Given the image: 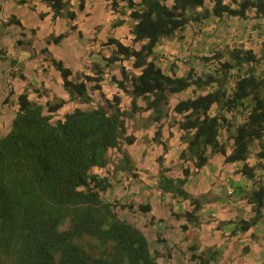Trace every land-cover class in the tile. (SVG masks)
<instances>
[{
    "label": "trees",
    "instance_id": "trees-1",
    "mask_svg": "<svg viewBox=\"0 0 264 264\" xmlns=\"http://www.w3.org/2000/svg\"><path fill=\"white\" fill-rule=\"evenodd\" d=\"M40 1L50 8L54 19L63 13L69 22L76 19L69 0ZM210 1L207 9L205 0H173L170 6L166 0H111L110 9L121 17L111 27L124 24V18L133 23L132 46L113 37L101 44L110 49L109 57L102 58L106 67L129 61L137 72L127 73L121 67L119 80L93 65L94 76L82 75L81 81L73 82L69 80L71 71L61 61L51 57L46 48L41 51L60 74L68 102L93 105L90 95L103 96L100 83L106 77L128 97L129 108L122 109V98L115 94L104 100L105 106L96 103L57 117L64 101L38 104L29 101L27 92L17 96V111L8 132L0 138V264H159L145 234L121 220L112 205L102 200L111 185L93 169L108 166V153H120L121 140L127 145L134 143L133 136H126L125 120L138 112L149 114L147 121L156 126L152 140L167 150L161 141L165 108L172 96L188 90L191 96L172 107L174 121L170 125L181 132L179 140L185 145L179 159L191 162L199 171L211 155L219 154L226 164H240L238 172L252 182L244 198L253 215L230 222L235 226L229 236L248 232L264 218V181L258 175L264 171V69L260 68L264 46L261 56L251 48L237 47L226 60L214 53L211 59H203L213 60L212 68L199 74L190 69L181 77L173 71L170 75L164 72L154 56L163 39L191 24L201 25L211 18L264 19V0ZM82 8L80 1L78 9ZM10 22L19 25L14 19ZM252 28L258 30L260 25ZM70 29L75 26L70 25ZM63 38L52 36L46 43L58 44ZM224 134V141H232L230 152ZM253 147L257 148L253 153L257 162L249 165ZM123 159L129 161L124 154ZM162 161L158 157L156 188L161 194L189 201L192 210L183 216L199 226L196 214L207 202L206 195L194 197L186 192L184 186L192 175L189 167H182L181 177L174 178L167 175L170 170ZM137 209L144 214L151 212L149 204L137 205ZM189 251L196 264H213L220 255L213 248L198 253L197 245Z\"/></svg>",
    "mask_w": 264,
    "mask_h": 264
},
{
    "label": "crops",
    "instance_id": "crops-1",
    "mask_svg": "<svg viewBox=\"0 0 264 264\" xmlns=\"http://www.w3.org/2000/svg\"><path fill=\"white\" fill-rule=\"evenodd\" d=\"M21 1H24V3H20ZM80 1H83V8L81 10L78 9ZM240 1L242 0H237V2ZM69 3L76 13V19L73 22H69L64 13L62 16L54 19L50 8L40 0H0V50L4 53L3 56H0V138L9 130L11 121L17 111V96L20 94L27 92L29 101L38 104H44L41 101L42 99L44 102H50L55 98H60V100L64 101L63 107L68 103V95L62 87L60 74L45 60L46 56L41 54L44 48L47 49L51 57L61 61L64 66L71 71L72 75L69 77V80L76 82L81 81L82 75L94 76L90 70L89 64L103 68L105 72L107 71V67H105L106 63L102 61V57H99L98 53L102 49L101 44L105 43L109 37L119 40L123 45L132 46V35L130 30L133 23L128 18H124V24L112 28L111 22L121 17L110 9V0H69ZM166 3L170 6L173 0H166ZM211 5L212 2L210 0H205V8L209 9ZM197 11H201V9H197ZM40 15H43V17H40ZM11 19L18 21L19 25L12 24V22H10ZM210 20L211 22L203 21L201 25L191 24L190 26L193 28L188 26L184 31L180 32L184 37L178 36L179 44L188 42L187 32L197 27L200 32L194 33L193 43L195 47L199 46L204 39H206L204 30L212 26L214 22L218 23L220 27H227L228 30H231L229 29L230 25L232 28L235 24L233 30H237L231 33L230 36L232 40H235V36L244 38V34L247 33L248 35H252L253 44L258 43L256 45L259 47L264 46V29H261V27L264 28V26L262 25L258 30H248V26L246 28L247 30H245L244 25H242L241 29H238V27L241 22L242 24L247 22L240 21L237 18H211ZM262 21L264 24V19H262ZM237 23H239V26ZM208 24L209 26H207ZM70 25L75 26V29L71 30ZM240 31H242L243 34H241ZM59 35H64V38L58 44L46 43L51 36L57 37ZM164 40L165 39L155 47V57H157L158 54H162V51L168 47V42ZM161 43H166V46H160ZM179 44L177 43V45ZM246 45L251 47V43ZM133 46L135 49L139 48V45ZM15 64L18 66L17 73L8 75V68ZM118 64H122L121 67H124L127 73L132 70L129 61ZM157 65L167 74L170 75L173 71L174 74L179 77L185 76L190 70L189 67L186 68V71L181 68L182 70L180 69V71L182 73H179L176 69H170L166 66L162 67L158 62ZM132 73L137 72L133 70ZM109 74L110 76H115L118 80L120 79V75L118 77V75L114 74L112 71ZM105 78L106 77H104V79ZM91 85L92 84H89V86ZM118 94H120V92L117 89V95ZM121 95L122 93L120 96ZM140 106L142 105L140 104ZM154 125L155 124H153V126ZM165 128L167 129L166 134H164ZM172 129L173 128H170L168 132V125L163 124V121L161 122V141L165 143L166 140H169L167 144L168 150L164 154L162 146L155 145V152L157 154L154 153L156 155L153 156L152 159L155 161L156 157L164 154V165L173 170L168 173V176L174 178L181 177L182 167H189L192 175L188 178L184 188L190 195L194 197L208 194L210 196L212 194L214 195L209 201L206 199L207 202L202 205L201 209L196 214L200 223L197 227L199 234L198 239L201 245L200 250L203 247L220 248L219 251H221L223 259L229 257L231 245L233 246L235 241L238 240L242 234L254 232L257 230L258 226H264V218H262V220H260L256 226L248 230V232L237 233L236 236L232 237L229 236L235 226L234 224H230V222L235 223L241 219L248 220L252 216L251 207L246 203L244 198L245 194L251 190L250 181L242 177L238 170L234 173V169H230L229 167V165L234 166L238 164L224 163V158L219 154L211 155L207 164L199 171H195L192 163L189 161L183 164L178 158L181 151L185 149V145L179 140V134H181V132H179L177 128L176 131ZM169 133L174 134V137L169 138ZM224 139L225 137L223 141ZM228 141L232 145V141ZM111 152L117 151L110 150L109 153ZM121 152L123 153L124 151L122 150ZM122 153L121 155L118 154L120 157V164L116 171H112L110 164H108L105 169L94 168L93 173L101 177H107L108 182L112 186V188H109L107 191L113 190L114 194H119L123 202L128 203L130 200H134L135 203L148 202L151 207V212L142 215L148 220L154 217L153 224H156L158 220L163 221L157 223L161 226L163 239L167 244L173 245L174 241L169 238L171 234L168 229L171 228L172 231H174V224H179L176 221H181L183 219L186 221L183 215L186 212H191L192 206L189 201L179 200L174 198L171 194L160 193L156 188V176L158 174L157 163L147 168L143 165L141 158L135 159L133 157L128 159V162H125ZM211 160L214 161V164L209 166ZM131 163L134 164L136 169L138 168L137 170H143L137 172L138 176L136 181H131L130 177H125L126 173L131 172V168L129 167ZM126 168L128 169L127 171L125 170ZM149 173L153 177V185L149 184ZM171 173L174 174L171 175ZM112 177L118 179L117 185L112 180ZM133 177L136 179V175ZM127 184H130L131 190L128 189L129 187H127ZM118 187L121 188L118 189ZM236 199L237 201H235ZM241 209L244 210L242 215L239 214ZM185 221H183L182 224H184ZM219 223L224 224L218 229L217 225ZM187 226L189 227V225ZM255 236L260 237L261 235L259 236L256 234ZM260 240L261 239L258 241ZM170 256V261L175 259L174 254ZM261 256H264V249L258 253V257L260 258ZM189 262L190 264H196L194 261ZM168 264L173 263L169 262Z\"/></svg>",
    "mask_w": 264,
    "mask_h": 264
},
{
    "label": "rangeland",
    "instance_id": "rangeland-1",
    "mask_svg": "<svg viewBox=\"0 0 264 264\" xmlns=\"http://www.w3.org/2000/svg\"><path fill=\"white\" fill-rule=\"evenodd\" d=\"M110 2H111V0H110ZM250 17H252V15H250ZM207 22H211V20L209 19V21H207ZM111 23H113V22H111ZM216 24H217V26H216ZM258 24L260 26L261 25L264 26L262 19L247 22L245 24H242V22H241L240 26H239V23H237V25L239 26L238 29H241L242 25H244L245 30H247V29L248 30L249 29L254 30V28H252V27L255 25H258ZM207 26H209V24ZM247 26L249 28H247ZM233 27H235V24L232 26V28L230 25L229 29H231V30H228L227 27H220L218 23L213 22L212 26H210L208 29L204 30L205 31L204 35L206 36V39H204V41L199 46H196V47L194 46V43H193V41H194L193 37L195 36L194 33L200 32V30H198L197 27L192 29L190 32L189 31L187 32L188 33V37H187L188 42H186V43L184 42V43L179 44L180 43L179 37L180 36L184 37V36L182 33L181 34L177 33L172 38L164 40V41L168 42V47H166V49H164L162 51V54H158V56L156 57L158 59V64H160L162 67L166 66V67H169L170 69H176L179 71V73H182L180 71L181 68L186 71L187 67H189L190 69H194L197 73H200L202 71H206L208 69V67L212 68L213 64H214L213 60H210L209 62H205V61H203V59H205V58L211 59L213 57L214 53H220L222 55V60L229 59L230 53L235 47L242 48L244 50L251 48L254 50L255 54L261 56L262 47H259L258 45H256L258 43L253 44L252 35H248L247 33H245L244 38H242V37L238 38L235 36V40L234 39L232 40L230 35L233 31L237 30V29L233 30L234 29ZM190 28H193V27L190 26ZM261 29L263 30L264 28L261 27ZM228 31H230V32H228ZM240 32H241V34H243L242 31H240ZM177 43L179 45H177ZM249 43H251V47H248L249 45H246ZM165 44L161 43L160 46L165 47L166 46ZM109 55H110V50H109V48H105V47H102L101 51L98 53V56L102 57V58H107V57H109ZM102 61H104V60L102 59ZM121 65L122 64L116 63V64H112V65L107 66V68H106L108 71V72L106 71L107 74L110 76L109 73L112 71L114 74H117L119 77ZM127 66H128V64H127ZM260 66H261L260 67L261 69H264V58L261 61ZM89 67H90L91 72L94 73V70L92 68L93 65L89 64ZM105 67H106V64H105ZM132 71H133V69L130 70V73H132ZM103 80L104 81L100 83L101 89H103V91H102L103 96L101 98L95 97L94 95H96V94L90 95L91 91H90V89H88V93L94 101L93 105L92 104H80L77 101H74L73 103L68 102L65 104V107H63L61 110H59V112L56 114V116L60 117V116L64 115L67 112H70L71 110H73L75 108L88 109V108L95 106L96 103H100L102 106H105L104 100L105 99L110 100L113 95L117 94V87L115 86V84L110 82V78H105ZM87 87H90L89 84H87ZM120 94H121V92H120ZM189 96H191V90H188L185 93H182L179 95H174L170 98L169 104L165 108V112L167 113V117H165L162 120L163 124L168 125V132H169L170 128H173L172 129L173 131H176V128H177L176 126L170 125L174 121V115L172 113L173 105L179 100L187 99ZM121 98H122L121 108L122 109H128L129 108L128 107L129 106L128 97H126L125 95L122 94ZM41 101H42V103H45L43 99ZM59 101H63V100H60V98L59 99L55 98L54 100H52L50 102L55 103V102H59ZM140 104L143 105L142 102H139L138 105L140 106ZM148 115H149L148 113L138 112V113L134 114V116L131 119L125 120L126 136H133L134 143L131 145H127L124 142V140H121V149L124 151L123 154L128 159H131L133 157L135 159L141 158L143 165L146 166L147 168H150V166L154 165V163H157V165H158V162H157L158 157L155 158L156 162L152 159V157L157 154L155 152V149H156L155 145H159V144L154 143L152 140L153 136H154V132L156 130V127H155V125L153 126V124L151 122L147 121ZM166 133H167V129L165 128L164 134H166ZM169 134H170L169 138L174 137V134H171V133H169ZM179 135H181V134H179ZM223 137H226V134H224ZM179 138H180V136H179ZM168 142H169V140H166V142H165V144L167 146V150H168V145H167ZM224 144L226 146L227 152L230 151L231 146H232L231 143L228 140H225ZM256 149H257L256 147H253V149H252V154H251L250 159L248 161L249 165H255L257 162V161H255V158L253 155V153H254V151H256ZM167 150H165V151L163 150V153L165 154L167 152ZM154 153H156V154H154ZM118 154H120V153L119 152L118 153L117 152H111L107 156L108 164H110L112 171L113 170L116 171L117 167L120 164V157L118 156ZM163 155H161L159 157L163 158ZM162 163H163V166L166 167L164 165V159H163ZM213 164H214V161L211 160L209 162V166L213 165ZM129 167L131 168V172L126 173L125 177H130L131 181L132 180L136 181L137 176H138L137 172L143 171V170L142 169L137 170L138 168L136 169V167L134 166L133 163H131V165L129 164ZM229 167H230V169H234V173H236V171L240 168V164L234 165V166L229 165ZM171 169H169L170 170L169 172L173 171ZM158 170H159V166H158ZM168 173H167V175H168ZM173 174L174 173H171V175H173ZM134 175H136V179L133 177ZM148 175H149L148 180L150 181L149 184L153 185V180H152L153 177L151 176L150 173ZM258 175H259V177H262L261 180L264 181V171H258ZM157 177H158V174L156 176V179H157ZM112 180L114 181V183L116 185L118 184V179H116L115 177H112ZM115 184H114V186L116 187ZM127 187H129L128 189L131 190L130 184H127ZM252 187H253V184L250 181V189H252ZM111 188H112V186H111ZM120 188L121 187H118V189H120ZM103 195L104 196H102V200L107 202V203H110L112 205L113 211L117 214V216L121 220L127 221L130 224L136 226L138 229H140L145 234V237L147 238L148 243H149L150 250L158 258L157 261L159 264H168L169 262L173 263V264H190L189 261H192V260L190 259L191 252L189 251V247H191L193 245H197L198 246V253L207 249V248L203 247L200 250L201 245H200V242L198 239V235H199L198 231H197L198 226H195L192 223L186 222L184 219L181 221H176L179 224H174L175 225L173 227L174 231H172L171 228L168 229L170 234H171L169 236V238L174 241L173 245H169L163 239L161 226L157 224V223H160L163 221L158 220V222L156 224H153L152 222H153L154 217L151 218L150 220H148L145 218V216L142 215L144 213H140L137 209V205L149 204L148 202L147 203H135L134 200H130L128 203H125V202H123V200H121L119 194H114L113 190L107 191ZM201 196H198V197H201ZM213 196H214L213 194L211 196L208 194V195H206V199L209 201L210 199H212ZM230 201H232V200H230ZM235 201H237V199ZM130 206H133V209L130 210L129 209ZM243 213H244V210L241 209L239 211V214L242 215ZM251 215H253L252 212H251ZM177 220H178V217H177ZM183 221H185L184 224H182ZM198 222H199V219H198ZM187 225H189V227ZM222 225H223L222 223H219L217 225V228L219 229ZM66 226L67 225H64L63 228H66ZM182 226H185L187 229L186 230L182 229ZM256 234L259 236L261 235V236L260 237L255 236ZM263 235H264V226H258L257 230H255L254 232H251V233L248 232L247 234H242V236L239 237V239L235 241L234 245L233 246L231 245V252L229 254V257H226L224 259L221 256V251H219L220 248L213 247L214 250L217 249L220 253V255L217 257V260L214 264H240V263H242V264H264V256H261L260 258L258 257V253L262 249H264V236ZM259 239H261V240L258 241ZM244 248H246L247 250L244 251ZM171 254L175 255V259L172 258V259H174L172 261H170V259H169V258H171V256H170ZM186 257H188V258H186Z\"/></svg>",
    "mask_w": 264,
    "mask_h": 264
},
{
    "label": "built area",
    "instance_id": "built-area-1",
    "mask_svg": "<svg viewBox=\"0 0 264 264\" xmlns=\"http://www.w3.org/2000/svg\"><path fill=\"white\" fill-rule=\"evenodd\" d=\"M18 71V66L15 64V65H11L8 70H7V73L8 75H11V74H16Z\"/></svg>",
    "mask_w": 264,
    "mask_h": 264
}]
</instances>
